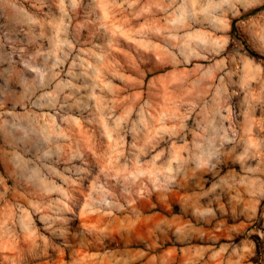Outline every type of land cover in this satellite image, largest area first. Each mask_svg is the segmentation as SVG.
<instances>
[{
  "label": "rangeland",
  "instance_id": "rangeland-1",
  "mask_svg": "<svg viewBox=\"0 0 264 264\" xmlns=\"http://www.w3.org/2000/svg\"><path fill=\"white\" fill-rule=\"evenodd\" d=\"M0 264H264V0H0Z\"/></svg>",
  "mask_w": 264,
  "mask_h": 264
},
{
  "label": "trees",
  "instance_id": "trees-1",
  "mask_svg": "<svg viewBox=\"0 0 264 264\" xmlns=\"http://www.w3.org/2000/svg\"><path fill=\"white\" fill-rule=\"evenodd\" d=\"M259 10L257 9V10H255V11H253V13H256V12H258ZM234 30H236V29H234Z\"/></svg>",
  "mask_w": 264,
  "mask_h": 264
}]
</instances>
